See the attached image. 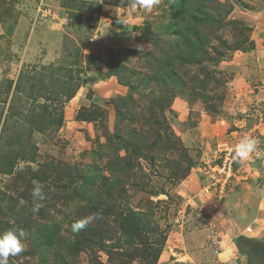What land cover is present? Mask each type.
I'll list each match as a JSON object with an SVG mask.
<instances>
[{"label": "rangeland", "instance_id": "obj_1", "mask_svg": "<svg viewBox=\"0 0 264 264\" xmlns=\"http://www.w3.org/2000/svg\"><path fill=\"white\" fill-rule=\"evenodd\" d=\"M178 2L0 0V232L29 234L9 264L247 262L238 228L259 222L239 200L240 183L220 208L201 187L213 182L205 162L219 143L250 134L264 147L255 127L264 99L247 96L264 85L247 78L264 56V0H189L184 12ZM172 10L182 22L190 10L211 18L197 29L207 37L191 62L175 55L189 48L167 30ZM94 167L100 183L119 177L118 185L77 197ZM32 178L46 193L38 214ZM131 210L144 233L128 238L121 224ZM92 213L91 238L67 248L78 237L72 223ZM46 223L59 230L50 246L36 234Z\"/></svg>", "mask_w": 264, "mask_h": 264}, {"label": "trees", "instance_id": "obj_2", "mask_svg": "<svg viewBox=\"0 0 264 264\" xmlns=\"http://www.w3.org/2000/svg\"><path fill=\"white\" fill-rule=\"evenodd\" d=\"M188 1L189 0H179L177 6L182 9L181 10L182 12L187 11L185 9L187 8L186 3ZM196 1L200 3L202 2V0H196ZM203 12H204L203 10H190L191 17L185 20L184 22L175 18L177 14L176 10H172L170 12L171 20L167 24V30L170 33L176 34L178 38H183L184 40L188 41L187 47L189 48L187 49L186 53L185 52L181 53L178 50L175 54L176 57L179 56L183 60L190 61V62L196 58V55H195L196 52L200 49L202 43L205 41L207 37V35L203 33L198 34L197 29L201 24H203L204 21L211 19L208 15H205ZM202 14L204 15V17L202 16ZM189 34H193L194 39L188 38L187 36ZM238 165L239 163L236 162L235 167H237ZM110 170L113 171L112 168H110ZM115 173L112 172L111 174L115 175ZM100 176H101V173L97 167H94V169H92L91 171H87V173H85L83 176L84 177V190L82 192H75L77 197H82L85 192L88 193L89 191H91V189L95 187V185L100 183V181H98ZM112 179L113 178L110 176H107V177L105 176V178L100 183L102 185L103 191L108 192L107 194H109L110 191H112L118 185L117 180L119 179V177L115 180H112ZM32 181H33V178H32ZM86 194H85L84 199L88 197L86 196ZM95 197H96V194L92 198L94 199ZM88 200L91 201V199H88ZM137 214H138L137 211L131 210L130 212H128V214H126V216L122 220V224H121L122 233L128 236V238L136 237L138 235H141V233H144L143 228H142V220L137 221L135 219ZM36 229H37L36 230L37 238L41 240H46V245L48 246H50V244H52V242L55 240V238L58 235V231H59L58 227H56L54 224H49V223L39 224ZM94 232L95 230L88 226L86 229L80 231L79 233H76L78 237L76 236L74 240H71L68 238V240L66 241V247L71 249L74 245L78 243H85V241H87V238H91L87 236V233L90 235V233H94ZM158 257H159L158 253L153 254V258L155 260Z\"/></svg>", "mask_w": 264, "mask_h": 264}, {"label": "crops", "instance_id": "obj_3", "mask_svg": "<svg viewBox=\"0 0 264 264\" xmlns=\"http://www.w3.org/2000/svg\"><path fill=\"white\" fill-rule=\"evenodd\" d=\"M261 58H262V59H260L261 65L259 64L260 69L252 70L253 72L257 73V75L255 74L256 76L255 75L252 76V73L248 70L249 74L247 76V78H249L251 80V83H253V86L254 87L256 86L257 88H258V86H257L256 82L259 83V80L264 79V56ZM242 79H239V81L244 83L245 85H249V84H247V79L243 75H242ZM254 92L255 93L251 92V94H249V95L246 94V95L249 98L264 99L263 98L264 97V85H262L261 89L259 88V90H257V91L254 90ZM263 102H264V100L262 101V103ZM252 120L254 121L255 119H252ZM255 121L258 122L255 125V127H259L261 134L264 135V115L262 117H260L259 120H255ZM261 139L264 142V137L260 138V141H261ZM249 159L250 160L248 163L245 162V163H242L243 164L242 166L239 165V170L241 172H244L243 177L240 176V178L244 179L245 181L243 180L244 182L241 183L242 181L237 182L234 180L233 183H235L234 185H237L238 183H240L239 188L241 189V191H239V193H241L242 195H238V196H241L239 200H242V199L245 200L246 199L248 201V202H245V205L248 203V206H250L254 209V213L256 214V215H254L255 221L257 220L259 223H258V225H256L255 228L251 227L252 230L250 232L246 231L245 226H244V228L239 227L238 229H239L240 235H245V236L253 237V238L256 237V239L259 237L260 240L264 241V183L262 184V187H259L258 184H256V179L258 177H260L261 179L263 178V182H264V147H259L257 149V152L253 153V157L250 156ZM237 162L239 163V161H237ZM202 191H203V189H202ZM223 200L224 199L222 196L220 201L217 203V205L215 207L220 208ZM233 212L234 211H230V213H233ZM257 230L259 232V236H257V234H255V232ZM191 235H193V233L190 234V232H189L187 237L192 238ZM195 237H196V241H200V243L202 242V237L200 239V234H196ZM229 240H231V239H229ZM193 244H196V243L194 242ZM189 250H190V252H187L189 257L194 256V254L196 255L197 250L194 249L192 247V245L190 246ZM194 257H196V256H194ZM246 263L244 262L243 264H246ZM194 264H205V263H202L200 261H196Z\"/></svg>", "mask_w": 264, "mask_h": 264}, {"label": "clouds", "instance_id": "obj_4", "mask_svg": "<svg viewBox=\"0 0 264 264\" xmlns=\"http://www.w3.org/2000/svg\"><path fill=\"white\" fill-rule=\"evenodd\" d=\"M160 2L161 0H135L137 6L145 9L151 8ZM118 22L122 24L125 23V21L121 18H119ZM258 145L259 140L257 138L250 134H246L234 147L225 145L224 149L228 153L232 154L236 161H243L246 160L250 154L256 152ZM31 196L33 198L31 211L33 214H38L40 209L43 207L41 202L46 199V193L44 192L43 186L40 182L33 181ZM98 218V214L92 213L77 219L72 223L71 231L73 233H79ZM28 236V232L21 227H10L3 232H0V264H9L10 257L23 252L25 249V241L28 239Z\"/></svg>", "mask_w": 264, "mask_h": 264}, {"label": "built area", "instance_id": "obj_5", "mask_svg": "<svg viewBox=\"0 0 264 264\" xmlns=\"http://www.w3.org/2000/svg\"><path fill=\"white\" fill-rule=\"evenodd\" d=\"M225 145V143H219L217 147L213 148L211 158L208 159L209 161L206 160L205 162L209 170L208 173L206 168V173L209 174L208 177H210L213 182L205 183L202 186L203 192L216 196L218 199L229 190L236 177H238L237 172L239 170L238 167H235L237 161L233 158V155L224 149ZM251 230V226L246 228L248 232Z\"/></svg>", "mask_w": 264, "mask_h": 264}, {"label": "water", "instance_id": "obj_6", "mask_svg": "<svg viewBox=\"0 0 264 264\" xmlns=\"http://www.w3.org/2000/svg\"><path fill=\"white\" fill-rule=\"evenodd\" d=\"M235 243L242 254L247 255L246 264H264V241L245 235L236 238Z\"/></svg>", "mask_w": 264, "mask_h": 264}]
</instances>
